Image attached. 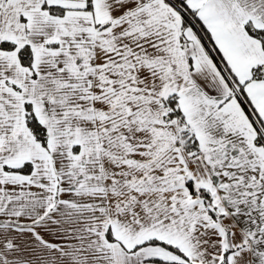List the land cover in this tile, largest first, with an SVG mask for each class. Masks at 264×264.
Wrapping results in <instances>:
<instances>
[{"label": "snow or ice", "instance_id": "1", "mask_svg": "<svg viewBox=\"0 0 264 264\" xmlns=\"http://www.w3.org/2000/svg\"><path fill=\"white\" fill-rule=\"evenodd\" d=\"M0 264H264V0H0Z\"/></svg>", "mask_w": 264, "mask_h": 264}]
</instances>
